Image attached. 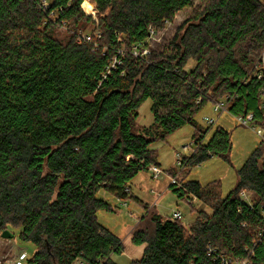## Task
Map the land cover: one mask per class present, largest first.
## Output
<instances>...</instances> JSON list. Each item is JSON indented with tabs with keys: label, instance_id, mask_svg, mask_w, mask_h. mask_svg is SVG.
I'll return each instance as SVG.
<instances>
[{
	"label": "trees",
	"instance_id": "16d2710c",
	"mask_svg": "<svg viewBox=\"0 0 264 264\" xmlns=\"http://www.w3.org/2000/svg\"><path fill=\"white\" fill-rule=\"evenodd\" d=\"M85 1L0 0V234L20 229L19 240L35 247L28 264H118L123 242L98 221L99 211L114 208L98 194L134 199L132 180L160 167L153 144L191 125L196 148L170 172L177 178L170 189L211 214L199 211L189 227L143 216L131 233L143 255L130 264H264V140L227 196L219 182L187 179L213 157L228 161L232 150L223 128L203 143L209 129L196 115L207 104L229 97L233 116L253 113L264 129V80L257 78L264 5L203 0L161 44L148 42L151 30L158 36L195 0H92L97 19ZM148 99L153 123L137 131Z\"/></svg>",
	"mask_w": 264,
	"mask_h": 264
},
{
	"label": "rangeland",
	"instance_id": "374dc122",
	"mask_svg": "<svg viewBox=\"0 0 264 264\" xmlns=\"http://www.w3.org/2000/svg\"><path fill=\"white\" fill-rule=\"evenodd\" d=\"M202 2L203 0H195L194 7L179 12L173 22L168 23L165 30L158 36H155V40L152 42L164 44L172 40L177 30L199 9ZM84 5L88 10L95 9L93 13L96 16L99 14V10L94 1L86 0ZM98 25L99 23L95 22V27H98ZM92 29L93 26H90L89 32ZM57 37L61 40H65L68 37L65 28L57 29ZM151 48L153 49V47ZM193 66L194 63L190 62L188 68ZM213 105L212 103L207 104L196 115V121L201 128L209 129L203 138L204 144L209 142L217 128H223L230 133L232 150L229 160L226 161L219 157H213L192 169L187 179L198 181L202 185L219 182L221 184L222 194L225 197L237 185V171L245 164L263 139L256 132L258 127L253 124L249 126L242 125L230 113H216L213 110ZM151 106L152 100L148 99L140 107L138 112L139 117L136 122L137 131H143L152 125L153 115ZM206 118L213 119L216 123L209 125ZM253 127H255V130ZM194 133V128L191 125H186L170 135L166 142L153 144L152 149L156 150L157 161L163 170V174L158 179L154 178L150 171L138 174L131 183L132 194L135 195H133L135 197L134 199L120 201L113 195L103 191L98 194V198L106 200L114 208L113 212L99 211L98 221L101 225L117 235L123 242L124 252L121 255H114L113 257L114 261L118 264H130L132 261L141 259L144 246L133 245L131 242V233L143 216L159 214L164 219H168L172 217L173 212L180 211L182 214L180 219L182 224L189 227L197 218L199 211L204 210L211 214V211L205 205L198 202L196 198L179 199L170 189L173 178L170 172L177 173L180 171L178 154L181 157H187L196 148L195 140L193 139ZM186 146H188L187 150L184 149ZM136 197L141 201H138ZM6 232L11 237L9 239H3V233L0 234V243L2 242L0 245V259L5 262H14L20 259L22 253H26L29 259L35 252V247L30 243L19 240L18 235L20 229L9 226ZM25 259L26 257L21 259V264H28V259Z\"/></svg>",
	"mask_w": 264,
	"mask_h": 264
},
{
	"label": "built area",
	"instance_id": "2783aa9c",
	"mask_svg": "<svg viewBox=\"0 0 264 264\" xmlns=\"http://www.w3.org/2000/svg\"><path fill=\"white\" fill-rule=\"evenodd\" d=\"M259 1L264 5V0H259ZM47 5H48V3L44 0V6L46 7ZM85 5H83V9L87 10V12H89L90 15H92L95 19H97V16L93 13V11H95V9L92 8L93 10H88ZM96 12H97V10H96ZM155 36L156 35H155L154 31L151 30L148 42L151 43L153 40H155ZM82 37L85 41L91 40V36H89V35H83ZM140 47L142 49L143 55L148 54L150 52V48L146 47V44H141ZM136 54L138 55V51L136 52ZM117 63H118V61H115L113 66H115ZM257 65L259 67V72L257 74V78L260 80H264V52L262 54L261 61L258 62ZM263 96H264V90H263ZM263 99H264V97H263ZM228 100H230L229 97H227L224 100H221L218 103L214 104L213 105L214 106L213 107L214 112H216V113H223V112L230 113ZM263 107H264V102H263ZM235 118L242 125L249 126V125L253 124L256 127H258V129H256V132L264 140V129L255 124V115L253 113H249L245 116H235ZM206 121L209 125H213L216 123L215 120L209 119V118H206ZM253 129L255 130V127H253ZM184 149L187 150L188 146L184 147ZM178 157H179L178 164L180 165L182 157L180 154H178ZM148 171H150L152 176L156 179L160 178L163 174V170L160 167L154 166V165L150 166L148 168ZM172 184H177V178L176 177L172 178ZM240 197L243 201L249 203L250 206L253 207L254 203L252 202V194L251 193H249L247 191H242L240 194ZM261 210H263L262 212L264 215V208H261ZM181 217H182L181 212L175 211V212H173V215L171 218L174 220H180ZM26 256H27L26 253H22L20 259H18L17 261H14V262H5L2 259H0V264H21V259L25 258ZM74 264H88V263H86L85 261H82V260H77Z\"/></svg>",
	"mask_w": 264,
	"mask_h": 264
},
{
	"label": "water",
	"instance_id": "95a60500",
	"mask_svg": "<svg viewBox=\"0 0 264 264\" xmlns=\"http://www.w3.org/2000/svg\"><path fill=\"white\" fill-rule=\"evenodd\" d=\"M258 209L260 210V207H259ZM10 237H11V235H9L6 231L3 232V234H2V238H6V239H8V238H10Z\"/></svg>",
	"mask_w": 264,
	"mask_h": 264
},
{
	"label": "crops",
	"instance_id": "0c3cea01",
	"mask_svg": "<svg viewBox=\"0 0 264 264\" xmlns=\"http://www.w3.org/2000/svg\"><path fill=\"white\" fill-rule=\"evenodd\" d=\"M131 192H133V190H132V187H131ZM134 195V194H133ZM135 196V195H134ZM136 199H138L137 197H136ZM138 201H141L140 199H138ZM4 239V238H3ZM6 239V238H5ZM9 239V238H8ZM4 241V240H3ZM2 244V242L0 243V245Z\"/></svg>",
	"mask_w": 264,
	"mask_h": 264
}]
</instances>
